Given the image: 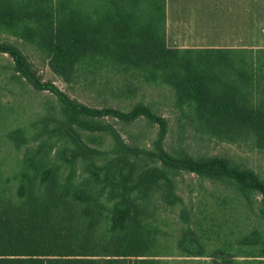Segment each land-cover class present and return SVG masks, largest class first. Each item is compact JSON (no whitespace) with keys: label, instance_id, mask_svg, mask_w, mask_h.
Returning <instances> with one entry per match:
<instances>
[{"label":"rangeland","instance_id":"374dc122","mask_svg":"<svg viewBox=\"0 0 264 264\" xmlns=\"http://www.w3.org/2000/svg\"><path fill=\"white\" fill-rule=\"evenodd\" d=\"M155 1L139 0L141 14L133 16V5L138 4L135 0H0V11L11 10L17 17L12 25L0 22V46L17 49L26 68L40 83L50 85L34 86L9 50L0 47V193L16 198L25 180L21 172L26 165L35 166L37 162L43 167L61 166V180L71 186L72 195L83 202L99 198L103 203L108 217L95 234L100 242L109 229L121 225V220L114 214L119 206L111 188L97 184L88 175L87 165L91 162L134 163L139 171L162 166L154 156L160 142L173 157H221L232 166L253 171L264 181V132H227L211 127L195 105L166 82L167 70L136 67L114 57L116 54H107V50L81 59L69 77L51 68V54L44 43L48 30L68 26L80 13L91 24L95 22L90 16L101 19L103 41H108L112 31L123 28L117 24L119 19L108 14V6L114 2L129 8L130 25L135 18L145 26L150 23V30L162 39L163 23L158 15L151 16L149 9ZM250 1L252 27L258 25L264 6L258 5L259 0ZM96 3L101 8L97 9ZM28 27L34 30L31 38L25 33ZM165 40L167 47L176 48L171 46L172 38L170 46ZM183 49L170 56L174 66L197 56ZM248 97L262 102L264 90ZM72 104L125 113L146 105L165 123L162 126L143 115L133 120L77 114L79 122L89 121L99 127L85 128L69 119L67 106ZM108 124L117 131L120 143L110 131L100 128ZM15 130L21 132V140L10 136ZM65 148L75 153L74 162L67 167L61 157ZM169 177L170 184L161 182L147 192H133L130 201L132 212L126 223L133 236H139L141 253L153 259L148 260L150 264H264L260 192L243 190L234 179L186 170L173 171ZM168 193L177 197L174 204L166 202ZM186 231L194 232L201 243L199 255L179 246ZM254 231L259 232L260 243L244 244L242 239ZM107 246L101 249L105 251ZM127 259L129 264H140L136 257Z\"/></svg>","mask_w":264,"mask_h":264},{"label":"trees","instance_id":"16d2710c","mask_svg":"<svg viewBox=\"0 0 264 264\" xmlns=\"http://www.w3.org/2000/svg\"><path fill=\"white\" fill-rule=\"evenodd\" d=\"M135 1L138 4L133 5V16H139L141 5L139 0ZM94 6L101 8L98 3ZM149 9L151 16L158 15L159 22L163 23L165 33L162 39L150 30V23L145 26L135 18L133 25H130L129 8L117 2L108 6V14L119 19L117 24L123 28L112 31V39L108 41H103V21L90 16L95 23H88L80 13L68 26L49 29L44 43L51 54V68L57 74L69 77L74 74L81 59L107 50V54H116L114 57L133 66L167 70L166 82L179 95L187 97L211 127L227 132H264V98L262 102H255L253 97H248L255 91L264 90V48H184L186 52H196L197 56L187 57L189 59L174 66L170 56L182 48L167 47L166 0L151 3ZM16 19L13 11H0V22L12 25ZM33 31L26 28V36L31 38ZM0 47L9 50L19 69L34 86H50L40 83L26 68L17 49ZM67 113L69 119L76 122H79L77 114H87L133 120L143 115L162 126L165 123L146 105H138L125 113L113 108L77 107L72 104L67 106ZM79 124L85 128H99L89 121L81 120ZM100 128L110 131L121 142L111 125H100ZM10 136L16 140L22 139L18 130ZM17 144L21 146V143ZM157 146L159 151L154 156L162 166L139 171L134 163L98 165L91 162L87 165L88 175L97 184L109 186L119 206L114 214L121 220V225L108 228L109 232L100 238L102 242L95 234L108 214L99 198L83 202L72 195L71 186L61 180V166L49 168L39 166L37 162H34L35 166L26 165L21 172L25 180L16 198L0 193V264H129V257L138 258L136 260L140 264H150L148 260L153 259L141 253L139 236H133V230L126 223L132 212V194L136 191L147 192L161 182L170 184L169 173L177 170L234 179L241 189L260 192L264 214V181L253 171L232 166L221 157L205 160L173 157L161 148L160 142ZM61 157L67 167L74 162L75 153L65 148L61 151ZM176 198L172 193L165 195L169 204H174ZM106 242L109 244H104ZM242 242L259 244V232L245 236ZM105 245L109 246L103 251L101 248ZM179 246L194 255L202 252V245L192 231L184 233Z\"/></svg>","mask_w":264,"mask_h":264},{"label":"crops","instance_id":"0c3cea01","mask_svg":"<svg viewBox=\"0 0 264 264\" xmlns=\"http://www.w3.org/2000/svg\"><path fill=\"white\" fill-rule=\"evenodd\" d=\"M258 2L264 6V0ZM250 4V0H166L167 42L170 46L172 38L171 46L177 48H264V13L251 27Z\"/></svg>","mask_w":264,"mask_h":264}]
</instances>
